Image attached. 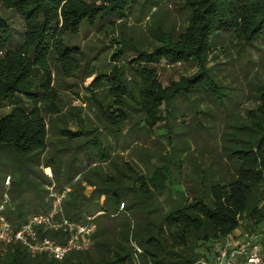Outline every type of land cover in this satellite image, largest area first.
<instances>
[{"label": "trees", "instance_id": "obj_1", "mask_svg": "<svg viewBox=\"0 0 264 264\" xmlns=\"http://www.w3.org/2000/svg\"><path fill=\"white\" fill-rule=\"evenodd\" d=\"M135 1L104 0L102 7H98L96 2L89 4L85 0H0V7L18 14L25 25L23 44L17 48H10L0 55V157H12L14 160L17 157L20 161L45 157L50 151L51 133L61 132V135L67 138L66 146L46 158V168L53 169L58 188L73 185L74 192L64 206L66 218L72 221L86 222L82 213L89 203V198L83 195L81 180L73 184L75 178L81 175L83 181L97 185L95 178L99 177V173L97 174V169H92V166L98 161L104 162L107 157L103 141L99 136L89 140L85 145H75L76 141L90 135L91 130L73 132L69 128L58 130L54 127L50 128L47 118L54 120L60 117L67 122L71 116L78 124L80 122L77 114L65 115L63 112L60 104L61 93L56 83L58 74H55L52 65L55 64L58 73L64 78H72L82 73L83 66L90 65L86 59L87 55L79 48H67L64 35L70 32L76 34L84 21L93 22L100 12L104 15L116 13L124 19L131 13V4ZM186 5L190 10L188 26L178 38L164 37L163 46L152 53H144L134 61V64L139 62L136 71L143 81V86L138 89L140 110L133 108L136 110L135 113L140 111L143 113V119L138 125L141 129L153 131L156 124L163 119L162 107L165 106L167 109L168 101L172 96L191 92L193 84L197 83V86H201L205 78H209L211 88L205 86V90H214L216 83L207 64L210 55L219 46L225 47L228 38L241 43L239 52L244 49H249L251 52L256 50L257 55L260 56L259 61L254 62L252 55L248 53L247 56L251 57V60L246 63L247 67L252 63L254 66L264 67V0H186ZM125 10L127 14L124 13ZM10 37L11 23L0 15V47L9 41ZM121 55L122 52L115 53L112 58L121 59ZM191 60L199 66L196 74L179 82H173L169 87L162 86L154 66L163 61L177 65ZM149 65L153 67L149 68ZM96 68V64L90 65L88 70L89 78L95 76L94 81L87 88L93 96L88 100L90 104L95 101L94 104L99 108L96 115L99 114L100 123H104L105 130L114 134L115 127L131 121L132 114L126 110L125 98L116 95L113 105L104 107L95 97L108 86H111L110 92L113 95L115 91L120 92V90L127 94L129 88L127 89L120 82L117 83L121 80L119 78L122 72L118 67L115 66L107 75L98 74ZM248 76V73L245 74V78L248 79ZM199 81L201 83H198ZM257 96V107L247 111L244 117L243 129L245 133L248 132L250 139L243 142V150L235 151L232 156L236 171L235 180L228 184L220 183L209 187L211 205L202 201L206 194L202 191L204 196L202 199L196 197L195 202L186 203L179 210L163 212L162 217L160 216L161 220L156 222L149 220L152 210H147L145 206L142 212L144 211L147 217L143 226L139 228L122 224L114 226L108 222L100 227L94 236L96 239L94 251L76 252L63 261H57L46 255L33 256L25 247L14 244L7 246L4 254L0 255V264H136L131 239L143 249L142 264H194L202 258H207V252L213 253L212 245L204 253L197 252L198 243L221 242L233 235L247 217L251 221L252 230L263 227V82L259 83ZM94 131L98 132L97 129ZM85 146H87V159L86 161L80 159L77 163L76 156ZM70 150L74 157L71 164L66 165L60 153ZM1 163L0 160V172ZM164 169V167L157 169L149 177L141 176L138 180L141 185L140 190L149 202L152 199L147 197L151 193L165 191L168 183L170 187L172 186L171 176L168 172L165 174ZM103 176L104 184L110 186L112 180L106 175ZM30 184L34 191L40 190L37 186L33 188L32 182ZM15 186L17 184L13 183L10 191L14 189L13 192L23 193V188L20 190ZM106 191L109 197L112 196L113 200L111 198L110 200L114 201L118 210L122 204H125L127 210H132L134 216L138 214L134 212L137 204L129 207L126 202L113 194L112 189L107 188ZM36 201V209L29 215L47 211L42 201ZM30 203L31 201L22 200L14 207L6 208L5 214L16 228L26 221V209L29 208ZM108 220L110 219L107 218ZM118 229L120 232L114 234L110 231ZM45 236L57 238L61 242L64 238L54 232H47ZM2 246L5 245L0 243V250ZM177 247H182V253L175 251ZM96 254L99 256L98 259L93 258L97 256Z\"/></svg>", "mask_w": 264, "mask_h": 264}, {"label": "rangeland", "instance_id": "obj_2", "mask_svg": "<svg viewBox=\"0 0 264 264\" xmlns=\"http://www.w3.org/2000/svg\"><path fill=\"white\" fill-rule=\"evenodd\" d=\"M85 1L89 4L96 2L98 7H102L104 4V0ZM131 6V13L124 19H121L116 13L104 15L103 12H100L93 22L84 21L76 34L70 32V34L64 35L65 46L79 48L85 53L87 62L91 66L97 65L98 74H110L115 66L122 71L119 78L121 80H117V83L124 84L130 92L128 90L127 94H124L120 90V92L115 91V95H113L110 92L111 86H108L98 92L95 98L104 107H109L113 105L116 95L123 96L126 100V110L132 114L129 123L115 127L114 134L105 130L104 123H100L99 114L96 115V112H99L97 104H94L95 101L90 104L88 100L93 96L87 88L95 79V76L88 77L90 65H84L83 72L72 78H64L58 73L55 64L52 65L55 74H58L56 83L61 93L60 104L63 107V112L65 115L77 114L80 122L78 124L76 119L71 116L67 122L60 117L54 120L47 118L50 128L54 127L55 130L69 128L73 132L91 130L90 135L75 142V145L78 146L85 145L89 140H94L99 136V139H103L104 144L110 145L112 148H116L117 142L121 144V147H128L125 156L121 155L118 150L114 155V166L122 168L127 180L113 178L108 189H112L113 194L126 202L129 207L137 204L134 207V212L138 214L134 216L132 210L125 208L124 213L115 219L114 217L118 214H112L117 213L118 208L112 201L111 205L107 204V209L100 208L106 209L108 215L97 219L99 227H103L108 222L114 226L122 224L127 227L131 226V228H139L143 226L147 217L146 213L142 212L145 206H147V210H152L148 217L149 220L160 221L163 212L179 210L184 207V204L195 202L194 199L198 196L202 199L204 197L202 191L206 192L202 201L211 205L209 187L220 183L228 184L235 180L236 171L232 156L235 151L243 150V142L250 139L248 132L245 133L243 129L244 117L247 111L257 107L259 83H264V67L254 66V63L249 67L246 66L248 60H251V57L247 56L248 53L250 56L252 55L254 62L259 61L260 56L257 55L256 50L251 52L249 49H244L239 52L241 43L228 38L225 47L219 46L210 55L207 64L216 83L214 90H205V86L211 88L209 78H205V82L201 86H197V83L193 84L191 92L172 96L168 101L167 109L165 106L162 107L163 119L156 124L153 131L141 129L138 125L143 119V113L141 111L135 113L136 110L133 108L140 110L138 89L143 86V81L136 71L139 62L134 64V61L144 53H152L163 46L165 44L164 37L178 38L188 26L190 10L186 5V0H136ZM124 13L127 14V11L125 10ZM0 15L11 23V37L0 47L1 55L2 52L23 44L25 25L21 17L13 11H7L0 7ZM121 52L122 58L113 60V55ZM152 67L149 65V68ZM153 68L156 69L158 79L164 88L169 87L173 82L191 77L199 71L198 64L193 60L177 65H170L167 61H163ZM247 73L249 74L248 79L245 78ZM123 91L125 90L123 89ZM120 128H127L124 132L126 138L121 137ZM96 129L98 132L94 131ZM56 132L51 133L49 138L51 147L45 157H33L22 161L17 157L16 161L12 157H0L2 162L0 206L3 205L5 195L8 194L11 203L7 207H14L22 200L31 201L30 210H28L31 212L36 209V200H39L43 202L47 211L51 208L46 185L53 182L58 184V181L54 177L53 169L46 168V158L52 153H56L57 150L64 149L65 141H67L61 132ZM72 145L71 143L70 146ZM60 157L65 159L67 165L71 164L74 155L71 150L62 151ZM76 158H78L77 163L80 162V159L86 161L87 146L80 149ZM126 160L128 163L125 166L128 169L119 164L120 161L122 164ZM162 166L165 168L164 173L168 172V175L171 176L173 186L164 192L151 193L147 197L152 199L149 202L140 190L141 185L138 181L142 176L140 173L149 175L153 173V170L161 169ZM92 169L96 168L92 166ZM97 170L100 171V169ZM31 172L33 173L31 174ZM84 172L87 171L84 170ZM48 173L52 174L53 179L48 176ZM10 176L11 187L13 183H16L15 187L20 190L23 188V193L13 192L14 189L10 191V187L7 186ZM115 176L117 175L115 174ZM30 182L33 183V188L37 186L40 190L36 192L31 189ZM80 183L84 188L83 195L88 197L90 194L88 192L91 191L90 184L83 181V178ZM199 183L205 185V187L202 186L203 189L200 193L197 190ZM111 197H109V201L113 200ZM28 216L29 214L26 215V217ZM107 218L110 220L107 221ZM261 229H263L262 226L259 230ZM250 232H254V230H252L251 221L247 217L233 236L240 240ZM131 240L137 243L135 240ZM218 243L219 241L198 243L197 252L204 253L209 246L218 245ZM93 248L90 250L94 251ZM6 249L7 246H2L0 255L4 254ZM182 250V247L175 248V251L179 253H182ZM133 255L136 264H142V254L138 261L135 259L134 253ZM98 257V255L93 256L94 259H98Z\"/></svg>", "mask_w": 264, "mask_h": 264}, {"label": "built area", "instance_id": "obj_3", "mask_svg": "<svg viewBox=\"0 0 264 264\" xmlns=\"http://www.w3.org/2000/svg\"><path fill=\"white\" fill-rule=\"evenodd\" d=\"M48 176L53 179L51 173H48ZM81 178V175H78L73 184L78 183ZM10 184L9 177L7 186ZM46 190L51 208L46 212L29 215L18 228L5 214L10 203L9 195H5V201L0 206V243L5 246L19 244L33 256L46 255L57 261H63L73 253L93 248L94 236L98 231V216H90L83 223L72 221L64 214L65 202L73 192V185L58 188L53 182L46 185ZM121 210H125V204H122ZM47 232L64 236L63 241L45 236ZM132 245L135 259L138 261L143 250L135 242H132ZM212 247L213 256L202 258L195 264H264V226L263 229L250 232L240 240L231 235Z\"/></svg>", "mask_w": 264, "mask_h": 264}, {"label": "crops", "instance_id": "obj_4", "mask_svg": "<svg viewBox=\"0 0 264 264\" xmlns=\"http://www.w3.org/2000/svg\"><path fill=\"white\" fill-rule=\"evenodd\" d=\"M129 123V122H128ZM125 129H127V128H122L121 129V134H122V136L121 137H125L126 138V135L124 134V132H125ZM100 140H102L103 141V139L101 138ZM103 144H104V142H103ZM104 147V150H105V156L107 157L106 158V160L104 161V162H100V161H98V162H96L95 164H94V167L96 168V169H100V171L99 170H97L98 172H97V174L99 173V177L97 176L96 178H95V180L98 182L97 183V185H90V192H88V193H90L89 194V196L87 197V198H89V203H88V207L87 208H85L84 210H83V213H82V215H83V217H85V219H87L88 217H90V216H98L97 217V219H100L102 216H106V215H108L107 214V211H106V209H107V204L109 203V205H111L112 204V201H110V202H108L107 203V201H109V195L107 194V191H106V189L107 188H109L110 186H108L107 184H104V176L103 175H106L107 177H109V178H111V180H114V179H117V180H119V179H121V178H123V179H125V180H127V177H126V174L122 171V168L120 167V166H114L115 165V161H114V155L116 154V152H117V150H118V152L121 154V155H126V153H127V149H128V147H121V144L120 143H116L115 144V147L116 148H112V147H110V145H107V144H104L103 145ZM98 154H99V158H100V153L98 152ZM104 156V157H105ZM128 163V161L126 160L125 162H123L122 164H121V161H120V165H123V168H125V169H128L127 168V166H125L126 164ZM161 165H163V164H161ZM164 166V165H163ZM162 166V167H163ZM158 169V168H157ZM155 170H153V172H154ZM114 174V175H113ZM115 174L118 176H115ZM140 174H142V176H145L146 174L145 173H140ZM152 174V173H151ZM151 174H149V175H146L145 177H149ZM114 178V179H113ZM124 180V181H125ZM201 184V185H200ZM173 186V185H172ZM172 186L170 187V184L168 183L167 185H166V189H171L172 188ZM202 186L203 187H205V185H204V183H199L198 184V188H197V190H198V193H200L202 190L201 189H203L202 188ZM9 187H11V184H10V186ZM97 187H99L100 189H97ZM200 187V188H199ZM106 188V189H105ZM164 192V191H163ZM202 193V192H201ZM197 198H200L199 196L197 197ZM14 200H15V198H14ZM176 200V199H175ZM11 201H12V199H11ZM11 203V202H10ZM9 203V204H10ZM114 204V203H113ZM128 206V205H127ZM106 208V209H100V208ZM125 208H127V207H125ZM28 210H30L29 208H27L26 209V215H28V214H30V213H32L33 211H31V212H29ZM124 213V211H122L121 210V208L117 211V213H115V214H112V215H116V214H118L117 216H115L114 218H118V216L120 215V214H123ZM99 226H98V231H99ZM97 231V232H98ZM111 231V233L113 232V234H114V232H120L119 231V229L117 230V231H114V230H110ZM97 234V233H96ZM109 236H111V234H108ZM132 240H131V244H132ZM137 244V243H136ZM95 246H96V239L94 238V248L93 249H95ZM133 246V245H132ZM141 247V246H140ZM142 248V247H141ZM207 256L208 257H212L213 256V253H212V251L211 252H207ZM134 262L136 263V261L134 260ZM142 262V261H141ZM140 264V263H139Z\"/></svg>", "mask_w": 264, "mask_h": 264}]
</instances>
